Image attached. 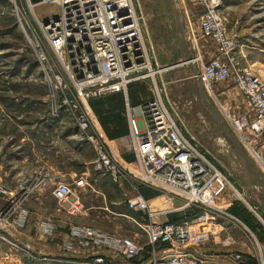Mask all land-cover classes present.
<instances>
[{
    "label": "built area",
    "instance_id": "2783aa9c",
    "mask_svg": "<svg viewBox=\"0 0 264 264\" xmlns=\"http://www.w3.org/2000/svg\"><path fill=\"white\" fill-rule=\"evenodd\" d=\"M196 1L203 8L202 33L215 42L217 54L197 69L195 77L201 81L206 96L253 167L264 176V158L257 141L264 135V77L241 69L235 43L223 31L219 11L225 2L232 0ZM27 3L32 8L49 5L60 9L58 18L42 23L46 43L61 70V75L53 74L51 79L56 92L65 97L59 110L72 119L82 135L81 140L95 153L94 171L116 183L134 184L137 188L146 185L159 192L156 198L159 208L142 196L127 202L129 211L145 216L140 220L130 218L131 225L145 242L133 236L73 226L64 252L85 254L77 264H204L191 250L209 242L214 229H218V225L211 229L206 214L217 210L216 202L228 191L241 195L204 147L184 131L176 109L159 90L152 48L144 40L143 17L137 3L134 0H41L36 5L27 0ZM38 57L42 65L47 64L43 51ZM229 80L234 81L236 89L247 100L252 116L232 113L218 103L214 87ZM141 81H151L154 92L140 108L142 126H138L131 109L126 110L136 168L130 173L114 161L93 128L89 101L109 90L126 91L128 85ZM47 183L45 178L37 176L31 187L10 190L0 182V198L6 201V207L0 211V229L24 228L27 212L22 209V203L32 191L46 188ZM91 189L92 185L78 176L71 184L57 185L53 195L68 215L78 216L84 207L77 190ZM175 199L183 202V209L196 208L206 213L180 222L157 221L158 216L174 210H163L160 204L167 205ZM249 211L259 218L256 209L249 206ZM44 228L48 233L51 231L50 226ZM232 260L243 263L245 258L239 253L233 254ZM258 264H264L263 251Z\"/></svg>",
    "mask_w": 264,
    "mask_h": 264
},
{
    "label": "rangeland",
    "instance_id": "374dc122",
    "mask_svg": "<svg viewBox=\"0 0 264 264\" xmlns=\"http://www.w3.org/2000/svg\"><path fill=\"white\" fill-rule=\"evenodd\" d=\"M134 1L143 17L141 26L144 40L152 48L159 90L164 92L167 102L176 109L184 131L195 138L216 165L229 176L231 184L241 195H233L228 191L237 207L264 226V189L261 186L264 185V176L257 168L251 170L255 176L247 170L245 162L230 140L222 134L200 98L195 70L213 59L209 56V49L204 52L201 48V44L203 47L212 41L201 30L203 8L196 0ZM59 13L57 6L37 5L32 8L27 0H0V166L13 168L17 159L35 156L24 139L42 143V124L51 120L65 100L60 92H56L51 79L53 74L61 75V70L42 30V23L58 18ZM219 18L224 33L235 43L241 69L263 78L264 0L227 1L219 11ZM42 51L47 58L45 65L38 57ZM177 63L181 65L170 68ZM231 81L235 87L234 81ZM147 83L150 84L153 97L152 82ZM68 90L71 98L69 87ZM206 99L221 119L209 96ZM224 107L227 111L239 114ZM62 121L63 124L73 123L72 119L65 116ZM74 132L81 140V133L77 129ZM261 151L263 157L261 153L259 155L264 158V152ZM35 152L42 154L39 148ZM17 165L21 166L18 162ZM35 178L8 176L0 178V182L7 189L18 190L20 186L31 187ZM36 192L32 191L27 199ZM248 205L257 210L259 218L250 213ZM130 227L124 226V231L137 230ZM5 230L0 229V264H50L42 261V250L34 248L33 245L37 246L35 242H23L15 235L4 233ZM127 233L122 232L120 235L129 236Z\"/></svg>",
    "mask_w": 264,
    "mask_h": 264
},
{
    "label": "crops",
    "instance_id": "0c3cea01",
    "mask_svg": "<svg viewBox=\"0 0 264 264\" xmlns=\"http://www.w3.org/2000/svg\"><path fill=\"white\" fill-rule=\"evenodd\" d=\"M181 33L182 32L181 29ZM209 43V42H207ZM201 48L210 50V57L216 56V46L211 41ZM197 74V69L195 70ZM197 80V79H196ZM198 81V80H197ZM131 88L132 99L128 97L126 91L109 90L101 97H107L116 93L124 94V110L121 116L124 118L123 128L127 129V135L110 140L104 133L96 117L92 115V126L98 132L102 141L106 144L112 154L114 161L124 170L134 173L136 171L133 152L134 140L129 133V125L126 118V110L130 108L132 115L138 121V126L143 125L141 118V106L151 99V88L147 81L133 83ZM199 92L200 84L198 82ZM216 95L223 106L238 111L239 114L250 115L251 108L243 95L233 86L231 80L218 84L214 87ZM235 113V112H234ZM68 118L63 111H57L52 115L51 120L44 121L42 124V143H35L30 139L27 145L31 152L35 153L33 158L24 156L16 160L13 168L0 166V178L8 176H27L45 178L47 187L38 190L34 195L27 199L22 209L27 212V221L22 229L6 227L4 233L17 236L23 242H35L34 248L42 250V261L50 264H77L85 254L82 252H64V244L69 239V229L73 226L89 227L104 233L120 234L124 232V226L132 227L130 218L137 220L145 218L143 214L129 211L128 200L136 196H142L150 202L156 201L159 192L146 185L136 187L134 184L116 183L108 176L94 171L93 163L95 153L92 147L85 141L80 140L74 132V123L63 124L62 119ZM69 120V119H68ZM113 128L112 126H109ZM74 130V131H73ZM258 145L264 152V135L258 140ZM42 150V154L35 152V149ZM17 162L21 165L18 166ZM10 167V165H7ZM8 168V169H7ZM255 169L252 167L247 169ZM254 176V172H251ZM78 176L83 177L92 185V189L87 192L77 190L83 204V212L78 216L68 215L58 204L53 195L56 186L62 183L71 184ZM258 182H261L258 179ZM232 194L227 192L216 202V211H209L206 218L209 220L211 229L218 225V229L212 232L209 242L199 248H194L191 253L204 264H258L260 252H264V226L253 220L248 215L246 221L238 219L230 213V208L235 204ZM153 207L159 208L156 203H151ZM183 202L175 199L167 205L160 204V208L166 211L173 210L166 215L158 216L157 221L180 222L185 218H199L205 213L196 208L183 209ZM6 207V201L0 198V211ZM235 218L238 222L233 221ZM42 225V229H41ZM44 226H50L48 233ZM123 227V230L121 229ZM130 227V228H131ZM129 236L140 238L138 230L127 233ZM141 242H145L142 238ZM241 253L245 261L243 263L234 262L233 254Z\"/></svg>",
    "mask_w": 264,
    "mask_h": 264
},
{
    "label": "trees",
    "instance_id": "16d2710c",
    "mask_svg": "<svg viewBox=\"0 0 264 264\" xmlns=\"http://www.w3.org/2000/svg\"><path fill=\"white\" fill-rule=\"evenodd\" d=\"M132 84L127 87L128 97L130 99H132L133 96L131 93V88H133ZM124 99V94L116 93L104 98L96 97L89 101L90 110L110 140L120 138L128 133L127 129L123 128L124 118L121 116L125 105ZM109 126H112L113 128H110ZM230 213L242 221H246L248 217V212H242L237 207L236 203L230 208ZM171 222L174 221L171 220Z\"/></svg>",
    "mask_w": 264,
    "mask_h": 264
},
{
    "label": "water",
    "instance_id": "95a60500",
    "mask_svg": "<svg viewBox=\"0 0 264 264\" xmlns=\"http://www.w3.org/2000/svg\"><path fill=\"white\" fill-rule=\"evenodd\" d=\"M30 2L34 5L39 4L41 2V0H30ZM180 63L177 64H173L171 66V68H176L178 66H180ZM199 84H200V98L204 104V106L206 107L207 111L212 115V117L214 118V120L216 121L217 125L219 126L222 134L228 138L230 140V142L233 144V146L235 147V149L237 150L238 154L241 156V158L243 159V161L246 164L247 169H250L253 167L252 163L250 162V160L248 159L247 155L245 154V152L243 151L242 147L240 146V144L238 143V141L235 139V137L230 133V131L228 130V128L223 124V122L221 121L220 117L217 115V112L212 108V106L208 103L207 99H206V94L203 88V85L201 84V81L199 79H197ZM264 189V185H261Z\"/></svg>",
    "mask_w": 264,
    "mask_h": 264
},
{
    "label": "bare ground",
    "instance_id": "6f19581e",
    "mask_svg": "<svg viewBox=\"0 0 264 264\" xmlns=\"http://www.w3.org/2000/svg\"><path fill=\"white\" fill-rule=\"evenodd\" d=\"M221 142V141H220ZM223 142V141H222ZM156 202H158V201H154V202H152V203H156Z\"/></svg>",
    "mask_w": 264,
    "mask_h": 264
}]
</instances>
